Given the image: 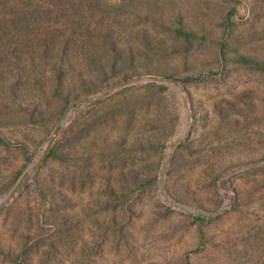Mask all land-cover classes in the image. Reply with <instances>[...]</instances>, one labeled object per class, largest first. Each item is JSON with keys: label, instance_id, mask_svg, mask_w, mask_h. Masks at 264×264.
<instances>
[{"label": "rangeland", "instance_id": "374dc122", "mask_svg": "<svg viewBox=\"0 0 264 264\" xmlns=\"http://www.w3.org/2000/svg\"><path fill=\"white\" fill-rule=\"evenodd\" d=\"M223 41L225 75L156 79ZM238 54L264 61V0H0V264H264V71Z\"/></svg>", "mask_w": 264, "mask_h": 264}, {"label": "trees", "instance_id": "16d2710c", "mask_svg": "<svg viewBox=\"0 0 264 264\" xmlns=\"http://www.w3.org/2000/svg\"><path fill=\"white\" fill-rule=\"evenodd\" d=\"M172 30L175 36L183 38L186 42H189L191 39L196 38V34L189 29L176 26L173 27ZM73 33L74 31L71 29H66V28L57 29L55 30L54 34L51 35L49 41L45 40L42 43L41 48L45 49L46 47H48L51 49H56V51H58L60 55H65L70 50H73V48L75 47L76 39L73 37ZM226 46L227 43L224 41L220 42L219 44V58L221 60V69L217 71H209L205 75L203 74L196 76H187L184 78H179L177 80L183 82H190V81H199L207 78H213L219 75L220 76L225 75L228 72L227 62L229 61L228 57H226L225 55ZM233 60L237 63L242 64L247 68L264 71V61L256 59L255 57L247 56L244 54H238ZM132 77H133V73L122 77L121 80H126ZM119 82L121 81H117L116 83L113 84H117ZM64 108L65 106L62 107V109ZM0 143H7V141L1 135H0ZM52 154H54L53 149H51L47 153V156H51ZM192 216L196 219L202 218V214L200 213H193Z\"/></svg>", "mask_w": 264, "mask_h": 264}, {"label": "water", "instance_id": "95a60500", "mask_svg": "<svg viewBox=\"0 0 264 264\" xmlns=\"http://www.w3.org/2000/svg\"><path fill=\"white\" fill-rule=\"evenodd\" d=\"M156 79L161 80V81H165V82H171V83H173V84H175V85L178 83V80H177V79H174V78H171V77H167V76H158V77H156ZM103 95H104V93L99 94V95H96V96H93V97H88V98H86V101L89 102V103H90V102H93V101L99 99V98H100L101 96H103ZM183 136H184V130H182L181 133L177 136V139H182ZM175 145H176V143H174V144L172 145V147H174ZM43 157H44V154L41 156V158H43ZM169 157H170V154H168V157H167V158L169 159ZM38 163H39V161L36 162L35 166H36ZM35 166H34L32 169H34ZM13 191H14V189L11 190L10 193H8L7 195H5V196L0 200V202H1V201L3 202L6 198H8L9 196H11Z\"/></svg>", "mask_w": 264, "mask_h": 264}]
</instances>
